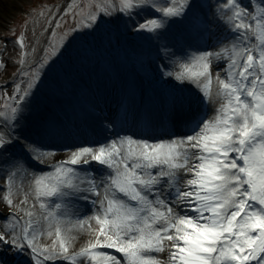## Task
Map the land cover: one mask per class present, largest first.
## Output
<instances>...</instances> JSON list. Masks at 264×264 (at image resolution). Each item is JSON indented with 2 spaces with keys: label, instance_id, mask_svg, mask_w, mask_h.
<instances>
[{
  "label": "snow or ice",
  "instance_id": "1",
  "mask_svg": "<svg viewBox=\"0 0 264 264\" xmlns=\"http://www.w3.org/2000/svg\"><path fill=\"white\" fill-rule=\"evenodd\" d=\"M209 8L212 18L205 17L203 32L214 40L207 46L211 50L190 42L178 54L165 46V62L157 65L165 83L191 93L181 98L177 118L162 134L121 135L104 117L102 131L112 130L114 138L71 146L65 159L32 141L20 145L17 155L16 129L0 133V164L8 166L0 175L6 192L0 219L7 221L0 246L12 251L13 259L19 256L16 264H264V0H217ZM93 9L83 27L118 28L122 16L132 20L149 11L159 15L127 26L159 35L176 18H188L194 4L120 0L119 7ZM14 43L26 47L23 32ZM49 47L33 64L21 51L18 71L27 79L24 88L16 84L9 93L8 112H0L5 127L8 121L19 123L38 81L34 64L43 67L60 54L59 46ZM34 164L51 171H38ZM21 175L31 177L19 201L29 205L31 197L27 208L12 198ZM76 202L92 214L80 219L83 214L73 211ZM73 215L75 224L65 219ZM85 225L87 237L72 250L73 230ZM44 235L55 237L50 246L40 244Z\"/></svg>",
  "mask_w": 264,
  "mask_h": 264
},
{
  "label": "rangeland",
  "instance_id": "2",
  "mask_svg": "<svg viewBox=\"0 0 264 264\" xmlns=\"http://www.w3.org/2000/svg\"><path fill=\"white\" fill-rule=\"evenodd\" d=\"M64 0H0L2 7L0 8V112H8L9 108L13 104V100L9 99V93H12V90L16 84H19L21 88L25 87L24 81L27 79L25 76L19 73L18 69L20 53L24 51L28 53L25 57L29 64H33L37 60V57L43 59L45 52L42 51V47L46 45L45 49H50V45H56L60 48V54L56 57H50L48 63L43 67L39 66V63H35L31 71L36 73L38 81L36 86L31 90L33 91V99L27 104L25 102V107L22 112V116L18 124L12 125L11 121H8L9 127H5V120L3 117H0V133L12 132L13 128L16 129L13 132L14 136L21 138V131L26 128L27 123L31 117L34 119L39 116L42 112V104L45 100V96L57 97L55 89L59 88L58 84H52L49 87H45L43 81L48 77H53L52 74L54 70L66 61L74 60L75 56L78 54H84L85 48L105 50L107 49V44L113 47L114 41V54L109 55L104 61V70L99 71L100 76L107 74H112L109 65L114 67L117 74L123 75L124 72H121L122 63H124L122 57L120 56V43L124 44L127 42L122 35V30H127L128 36L130 39H133L132 32L136 31L135 28H130L127 25L133 24L132 20L124 18L121 20L120 26H116L101 23L99 27H83L88 23L87 14L90 11H93L94 5H112L115 4L116 7L120 5V0H83L82 6H80L81 0H72V2L67 5L62 13L61 18H57L58 13L60 12L62 3ZM209 3H201V0H190L194 4L193 12L189 14V17L186 19L176 18L175 22L169 24L165 31H162L159 35L154 34L153 42L151 43V37L147 39L149 33L141 34V38L149 42L146 44V47L156 45L160 47V51L166 46V42L170 41L171 34L174 35L175 32L180 29L181 24L187 22L190 18L195 17L194 13L203 11L206 7L207 10L209 5H215L217 0H208ZM171 0H156V4L160 7L165 6L166 3H170ZM244 4H248L249 0H243ZM97 14H99V9H96ZM43 13V14H41ZM211 10L205 12L202 18L207 17L211 19ZM66 15V16H65ZM159 13L153 14L149 11H141L139 15H134L133 18H136V22H143L146 18H156ZM125 16V15H124ZM105 20L109 19L106 15ZM26 20V26H22L21 21ZM59 24V27H57ZM11 30V31H10ZM4 32L10 33L13 35V32L16 35H19L23 32L25 36V48L21 50L18 45H15L16 35L14 38L8 39ZM67 33V38L61 41V37ZM109 34L107 40L104 37ZM150 36V35H149ZM105 42V43H104ZM92 47H88L92 45ZM35 49V51H33ZM5 63L7 67L5 68ZM215 65V64H214ZM70 71L69 68L65 69V72ZM216 69L213 68L215 73ZM64 72V73H65ZM119 72V73H118ZM59 74H62V71H58ZM102 77V76H101ZM103 78V77H102ZM105 79V77H104ZM165 80V78H164ZM168 84V83H167ZM39 85V86H38ZM68 83L65 84L67 86ZM215 85V81H214ZM168 86L172 87L171 84ZM37 88V89H35ZM177 90V89H176ZM190 96L188 89H184L182 92L179 91L178 94H185ZM14 95V93H13ZM62 93H60V96ZM66 97L74 98L72 94H67ZM9 107L6 108L5 105ZM20 131V133H19ZM21 141V140H20ZM15 152L14 149H12ZM7 165L0 164V175L4 174V170L7 169ZM43 171H51L50 169H44ZM31 177H25L23 175L16 177V186L13 188V200L14 203L19 207L27 208L33 202L32 198H29V205H19V201L23 199L24 194L29 190ZM0 197L6 194L4 191L5 182L0 181ZM38 209V205H37ZM8 212H11L8 210ZM11 219V217H9ZM7 221L0 219V228L6 224ZM55 237H48L44 235L40 238V244L42 246H50L52 240ZM0 262L10 261L11 264H16V260L19 259V256L13 257L15 254L0 246ZM12 255L13 257L9 256ZM6 255L8 257L6 258Z\"/></svg>",
  "mask_w": 264,
  "mask_h": 264
},
{
  "label": "bare ground",
  "instance_id": "3",
  "mask_svg": "<svg viewBox=\"0 0 264 264\" xmlns=\"http://www.w3.org/2000/svg\"><path fill=\"white\" fill-rule=\"evenodd\" d=\"M1 5H0V8L2 7ZM215 30L216 29L213 28V31ZM200 36H201L200 39H195L194 37L188 36L187 34L183 35L182 40H181L183 44L181 46H183V48L185 49L188 43L191 42L194 45H197L200 47L202 45L201 40L202 38H204L202 30H201ZM179 41H180V38L177 39V42ZM167 48L170 51L176 52L175 48L171 47V45L169 44H167ZM189 50H194V48L189 49ZM216 63L217 62L214 61V64ZM103 92H107V91H103ZM111 96H112L111 92L106 93L104 96H102V102L103 103L109 102ZM99 104L100 102L92 101L90 100L89 97L87 98L86 106L88 108L89 116L92 117V119L96 120V122L99 125H104L105 123H108V121L103 119L104 117H107V116H105V114L100 110ZM61 108L65 109L66 112L70 111L67 118L69 122L72 124V126L75 128L76 132H78V130H80L81 122L79 121V117L75 118L76 116L74 114L75 111H73V109H71L67 105L61 106ZM53 109L54 107L52 106L47 107V110L49 112H52ZM109 120H111V117L109 118ZM30 125H32L33 128L30 127L27 131L24 130L23 136L21 138L24 144H26L29 141H32V142H35V145L37 147H40L41 150H44V151L54 150L57 152L58 155L63 156L65 159L67 158L69 148L74 145L71 143L69 144V142H67L70 136L67 135L66 133H61L59 131L51 115L47 116L46 121L36 118V121ZM109 135H110L109 133H106L105 136L109 137ZM105 136H100V138H104ZM25 138H27V140ZM91 145L95 146V144H91ZM54 162H55L54 160L49 161V163H54ZM0 211L2 212L5 211L2 204H0ZM73 211L78 212L79 214L83 213L82 217L79 216L80 219H83L85 216L92 214L91 212L85 213L84 207L80 208V207H77L75 204L73 207ZM77 218H78L77 215H73L70 218H65V219L66 220L70 219L71 223L75 224ZM92 224H93V227L96 226L94 221L92 222ZM66 226H70V225H66ZM72 235L77 237L76 242L73 244L72 250H78V248L81 246V243H82L81 238L82 237L86 238L88 235L87 225H85L84 229H78V228L74 229L72 232Z\"/></svg>",
  "mask_w": 264,
  "mask_h": 264
}]
</instances>
